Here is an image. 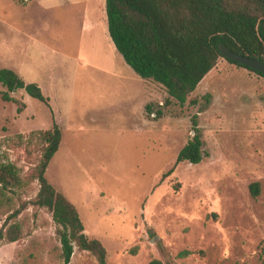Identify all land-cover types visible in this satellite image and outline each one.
Masks as SVG:
<instances>
[{
	"label": "rangeland",
	"instance_id": "1",
	"mask_svg": "<svg viewBox=\"0 0 264 264\" xmlns=\"http://www.w3.org/2000/svg\"><path fill=\"white\" fill-rule=\"evenodd\" d=\"M12 1L0 0V67L38 83L50 106L25 90L5 101L0 83V165L19 177L0 184V229L22 233L0 242V264H63L53 212L33 203L44 142L31 133L55 120L63 139L47 177L102 241L106 264H261L264 76L226 59L212 71L192 94L212 95L199 113L204 159L176 165L199 106L174 103L145 118L147 80L113 43L106 0L103 10L102 0H39L25 11ZM153 88L151 101L164 104L165 89ZM69 264L99 263L75 245Z\"/></svg>",
	"mask_w": 264,
	"mask_h": 264
},
{
	"label": "trees",
	"instance_id": "2",
	"mask_svg": "<svg viewBox=\"0 0 264 264\" xmlns=\"http://www.w3.org/2000/svg\"><path fill=\"white\" fill-rule=\"evenodd\" d=\"M110 37L125 62L143 79L152 81L167 92L164 104L149 102L146 114L163 116L166 106L187 104L199 106L192 117L194 135L180 150L176 165L181 162L198 164L204 159V141L199 113L207 110L211 93L193 96L194 92L226 59L232 64L258 72L225 58L220 51L223 43L244 56L264 61V0H106ZM0 83L5 101L19 102L11 94L25 90L32 98L50 106L38 83L26 80L14 69L0 67ZM25 104L19 107L21 112ZM44 142L35 177L39 192L33 203L53 212L57 234L62 246L63 264H69L75 245L93 253L99 264L107 263V249L97 238L85 233V225L77 206L48 179L50 162L59 151L63 132L55 120L52 127L31 133ZM171 168L162 180L174 172ZM13 164L0 165V184L8 188L18 181ZM253 196L260 194L258 182L251 185ZM22 209L17 210V216ZM22 238L20 228L0 229V242H15ZM259 259L264 264V242ZM149 264H165L152 259Z\"/></svg>",
	"mask_w": 264,
	"mask_h": 264
},
{
	"label": "water",
	"instance_id": "3",
	"mask_svg": "<svg viewBox=\"0 0 264 264\" xmlns=\"http://www.w3.org/2000/svg\"><path fill=\"white\" fill-rule=\"evenodd\" d=\"M220 51L221 54L232 61L238 62L242 65L248 66L258 72H261L264 74V61L254 58V57H249V56H244L240 53H237L230 48H228L226 45L223 43L220 44Z\"/></svg>",
	"mask_w": 264,
	"mask_h": 264
},
{
	"label": "crops",
	"instance_id": "4",
	"mask_svg": "<svg viewBox=\"0 0 264 264\" xmlns=\"http://www.w3.org/2000/svg\"><path fill=\"white\" fill-rule=\"evenodd\" d=\"M39 0H13L12 2L14 3V4H16V5H18L19 6V8H21L22 10H26L27 8H29V7H31L35 2H38ZM48 2H50V0H47ZM58 1H61V2H64L65 1V3L66 4H72L73 2H77V0H58ZM79 1H82V0H79ZM87 2V1H86ZM89 2H91V0H88V4H89ZM46 2H44V4H45ZM89 7V5H87V8ZM89 9V8H88ZM101 9L103 10L104 8H103V0H102V2H101ZM89 11V10H88ZM85 16L87 15V12L84 14ZM12 69H14V68H12ZM15 70V69H14ZM17 71V70H16ZM18 72V71H17ZM19 73V72H18ZM20 74V73H19ZM147 83V86H146V94H147V96H146V98H145V100H143V101H145L144 102V107H143V109H144V112H145V118L147 119V117H146V105H147V103H149V102H152L151 100L153 99V90H154V85L155 86H158V84H155L154 82H152V81H149V80H147L146 81ZM160 86V85H159ZM161 87V86H160ZM165 91V90H164ZM165 93H166V91H165ZM146 125V124H145ZM150 125V124H149ZM60 150V149H59ZM59 152V151H58ZM85 232H87L86 230H85Z\"/></svg>",
	"mask_w": 264,
	"mask_h": 264
},
{
	"label": "built area",
	"instance_id": "5",
	"mask_svg": "<svg viewBox=\"0 0 264 264\" xmlns=\"http://www.w3.org/2000/svg\"><path fill=\"white\" fill-rule=\"evenodd\" d=\"M155 116V115H154Z\"/></svg>",
	"mask_w": 264,
	"mask_h": 264
}]
</instances>
